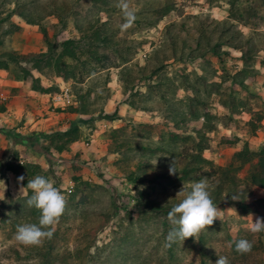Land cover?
<instances>
[{
  "label": "rangeland",
  "instance_id": "1",
  "mask_svg": "<svg viewBox=\"0 0 264 264\" xmlns=\"http://www.w3.org/2000/svg\"><path fill=\"white\" fill-rule=\"evenodd\" d=\"M263 1L129 0L136 18L122 30L118 0H0V71L46 89L39 92L59 119L36 139L61 158L48 169L30 148L19 152L18 162L42 171L8 174L0 187V264H215L218 255L264 264V232L248 230L251 217L264 218V187L226 188V175L246 179L255 164L233 159L243 144L264 150V53L240 57L264 42ZM66 39L78 46L75 61L61 58L71 77L53 62L8 60L46 51L48 41L58 54ZM65 87L70 103L54 107L51 96ZM73 126L78 138L59 148L51 133ZM7 160L3 152L0 165ZM37 175L61 190L66 207L51 238L25 247L14 239L17 225L37 223L39 212L19 177ZM202 179L221 220L166 247L168 212L143 209L144 200L171 209L183 185ZM240 239L252 242L250 252L236 250Z\"/></svg>",
  "mask_w": 264,
  "mask_h": 264
},
{
  "label": "clouds",
  "instance_id": "2",
  "mask_svg": "<svg viewBox=\"0 0 264 264\" xmlns=\"http://www.w3.org/2000/svg\"><path fill=\"white\" fill-rule=\"evenodd\" d=\"M116 7L120 9L124 19L120 28L126 30L135 21L136 9L130 5L129 0H118ZM169 172L173 175L177 173L174 161ZM19 179L22 181L24 177L21 176ZM27 188L32 192V195L26 200L27 206L38 210L39 216L37 223L17 225L14 239L25 247L41 246L45 239L51 238L53 235V226L58 223L65 211L66 199L50 179L41 175L28 180ZM176 195L183 198L174 204L167 213L168 220L173 227L165 238L166 247H171L177 241L183 242L186 238L197 237L217 218L221 220L206 179L192 182L186 187L183 185ZM248 230L253 234L264 232V218L257 217L253 221L251 217ZM252 247V242L247 239L236 241V250L240 253H248ZM215 264H229V261L227 257L218 255Z\"/></svg>",
  "mask_w": 264,
  "mask_h": 264
},
{
  "label": "trees",
  "instance_id": "3",
  "mask_svg": "<svg viewBox=\"0 0 264 264\" xmlns=\"http://www.w3.org/2000/svg\"><path fill=\"white\" fill-rule=\"evenodd\" d=\"M264 2V1H263ZM226 23V20H222V24L224 25ZM215 27V26H214ZM43 32V31H42ZM257 36H262L264 37V31L260 32L257 34ZM44 39L46 40V36H44ZM227 39V38H226ZM221 40L222 43H225L227 45H230L232 47L239 46V42H228V40ZM47 50L38 52L36 54H12L9 56L8 60L13 61L15 63L19 62H25V63H31L32 60H34L35 63L32 62L33 67L37 68L38 65L43 66L45 64H49L50 62H53V68L56 69V71L60 74L63 75H70L73 76L74 72L72 69L68 68L69 64H65L62 62L61 58L66 55L70 57L72 60H76V54L74 51L77 49V45L74 40L71 39H66L62 40L59 42L61 46V52H58V54H55V51L53 48L52 43L49 41L47 42ZM88 44H94L93 42H89ZM252 48L247 49L249 52L246 55L245 52L241 51L240 52V57L242 60H247L248 58L252 57L255 53L258 51H262L264 53V42H252L251 43ZM210 49V47L208 48ZM206 49L205 51H208ZM204 52L197 54L198 56H201ZM70 66V65H69ZM1 67V66H0ZM63 71V72H62ZM38 90L40 91H46L44 88L41 86H37ZM74 111L79 112V113H84L83 109L81 108H73ZM260 117V116H258ZM0 132L5 135L6 138V149H5V159L10 158L11 161H15L18 158V153L14 149V145L20 144L25 147L30 148L33 152L38 153L42 156L45 164L47 165L48 169L51 168V165L53 163H60L61 158H58L54 156L47 148L42 146L38 140L36 139L35 135H29V134H24L17 132L13 128H0ZM79 135V130L77 126H73L70 128H67L65 130H55V132L51 133V137L55 136L57 138H60L62 142L59 145V148L65 146L66 144L74 141L75 139L78 138ZM233 159H236L239 162V165L241 163L247 162L249 160L254 159L255 164L252 165V168L250 169L246 179H240L235 177L234 175H226V180L229 181V184H227L226 188L231 189L233 186H237L239 183H243L244 186H261L264 187V150L260 149L257 151H250L247 147V145L244 143L242 148L237 151ZM1 159V158H0ZM7 161L5 164L2 166L0 165V168H3L6 171L12 172V173H21L24 169L28 171L29 174H34L35 171H42L40 166L34 165V164H28V163H23V162H11ZM1 164V161H0ZM32 167V170L30 169ZM22 185L24 187L27 186V182L22 180ZM117 207V203L115 205ZM141 208L149 210V211H162L164 213L169 212L170 208L167 206H160L156 202H151V201H145L144 204H142Z\"/></svg>",
  "mask_w": 264,
  "mask_h": 264
},
{
  "label": "crops",
  "instance_id": "4",
  "mask_svg": "<svg viewBox=\"0 0 264 264\" xmlns=\"http://www.w3.org/2000/svg\"><path fill=\"white\" fill-rule=\"evenodd\" d=\"M47 97V94L40 93L38 89H31L25 82L13 80L6 72L0 71V128H13L17 132L37 137V134L56 127L59 116L55 117L49 112ZM53 123H56L55 126ZM22 147L24 146L20 144L14 145L18 154ZM5 149L6 138L0 132V158ZM7 159L11 161L9 157L5 160ZM3 171L5 173L0 175V187H5L8 182L6 176L13 174L4 169ZM6 188L13 189L10 186Z\"/></svg>",
  "mask_w": 264,
  "mask_h": 264
},
{
  "label": "built area",
  "instance_id": "5",
  "mask_svg": "<svg viewBox=\"0 0 264 264\" xmlns=\"http://www.w3.org/2000/svg\"><path fill=\"white\" fill-rule=\"evenodd\" d=\"M53 106L63 107L70 103V94L68 89L60 88L59 92L51 96ZM66 192L71 193V185L68 186Z\"/></svg>",
  "mask_w": 264,
  "mask_h": 264
}]
</instances>
